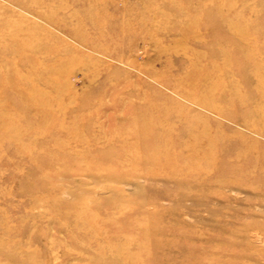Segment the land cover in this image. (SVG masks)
I'll return each instance as SVG.
<instances>
[{"label": "rangeland", "instance_id": "obj_1", "mask_svg": "<svg viewBox=\"0 0 264 264\" xmlns=\"http://www.w3.org/2000/svg\"><path fill=\"white\" fill-rule=\"evenodd\" d=\"M0 264H264V0H0Z\"/></svg>", "mask_w": 264, "mask_h": 264}]
</instances>
